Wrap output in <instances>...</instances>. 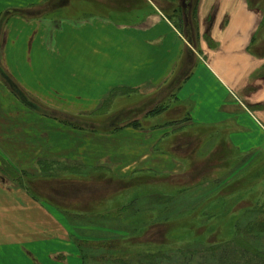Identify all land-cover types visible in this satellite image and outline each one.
<instances>
[{
	"label": "crops",
	"instance_id": "crops-1",
	"mask_svg": "<svg viewBox=\"0 0 264 264\" xmlns=\"http://www.w3.org/2000/svg\"><path fill=\"white\" fill-rule=\"evenodd\" d=\"M66 1L48 11L45 0H0V166L21 181L0 168V264H85L70 221L123 198L116 181L181 173L169 140L189 127L221 128L244 164L264 157V0ZM174 2L183 13L167 15ZM64 8L77 14L48 16ZM189 68L172 97L185 127L83 122L109 94L166 96ZM59 165L68 170L44 172Z\"/></svg>",
	"mask_w": 264,
	"mask_h": 264
},
{
	"label": "rangeland",
	"instance_id": "rangeland-1",
	"mask_svg": "<svg viewBox=\"0 0 264 264\" xmlns=\"http://www.w3.org/2000/svg\"><path fill=\"white\" fill-rule=\"evenodd\" d=\"M174 3L165 9L164 12L167 15L177 9H179L178 14L183 13L184 10L179 8L180 3ZM65 6L67 5L65 4ZM69 11L68 13V9L64 8L60 12L47 13L48 16L54 17H69L73 13L77 14V11ZM178 19V16H172V21L177 26ZM188 71L191 72L192 69L189 68ZM3 72L0 68V76L4 75ZM3 81L6 82L7 79L3 78ZM6 86L8 85L6 84ZM113 98V95L109 94V98L103 100L99 109L94 111L95 114L83 122H90L97 128L110 131L114 125L124 126L135 121V106L139 105V119L135 124L137 127L135 129L157 123L167 126L168 122H173V128L186 126L187 115H175L176 112L173 110L177 107V103L173 98H169L168 101L160 95L155 100H150V102H154L153 105L131 98L122 100ZM156 100L157 103L161 102L166 109L159 114H149L153 110ZM194 128L189 127L186 130L191 132ZM224 140L222 135L219 142ZM219 142L213 155L206 162L196 164L192 168H189L191 164L181 163L183 171L179 174L144 172L145 174L129 179L128 182L131 184L140 185L142 191L140 193L134 188V191L131 192L126 190L122 200L120 198L115 200L117 208L120 203L130 200L140 193L137 196V201L134 202L133 210H131L133 215L126 220L97 216L79 217L74 221L71 220L70 222H75L81 227L75 233V241L85 264H264V229L253 227L257 217L264 214V157L257 162L249 163L250 165L244 164L242 158L234 161L235 158H229L232 155L231 149L226 145L219 146ZM225 157L229 158L231 165L227 169H222L225 165L221 160ZM218 163L219 166L221 165L219 170L212 172L205 179L198 180L197 185L187 186L182 189L183 191L181 190L182 192L178 191L180 193L177 190L172 192L171 189L179 184L196 182V176L201 173L200 169L208 171L211 169L209 165ZM0 168L8 178H14L13 180L18 181L17 184L21 185L19 177L13 175V170L10 167L2 165ZM48 168L50 171L64 170V168H55V166ZM258 168L263 170L261 171L263 174L260 177H255L254 173ZM164 175H171L174 178L172 181L166 180ZM215 180L217 183L214 182ZM169 194H174L176 197L171 203L164 205L166 202L162 201L167 199ZM214 195L217 196V200L213 199L208 203L206 200ZM219 197H225L227 200L230 197L227 210L222 216L213 218L207 213H197L196 215L202 217L203 220L194 228L192 236L186 233L188 231L178 235H162L166 230L164 226H157L144 236L134 234L136 222L139 220L138 214L141 211L158 210V221H162L164 218L176 221L175 218L179 215L194 210H208L211 206L217 208L215 203L219 201ZM104 207L112 209L107 205ZM164 209H167L166 213L161 212ZM83 227L87 228L83 229ZM133 236L135 238H131ZM89 238H102L103 241H86Z\"/></svg>",
	"mask_w": 264,
	"mask_h": 264
},
{
	"label": "trees",
	"instance_id": "trees-1",
	"mask_svg": "<svg viewBox=\"0 0 264 264\" xmlns=\"http://www.w3.org/2000/svg\"><path fill=\"white\" fill-rule=\"evenodd\" d=\"M56 1H57V3H55ZM65 4H67L66 0H45V3L43 4L44 6L43 5L42 6L46 10L50 11L52 9L49 10L48 8L51 6L52 7L55 6L56 8H58L59 6H62V7L65 6ZM46 10H44V12H46ZM188 21H189V18L187 17V23H188ZM190 73L191 72H189V71L184 72V73L180 74L178 80H177V78L173 79L172 82L169 83L168 86L166 87V91L168 92L166 96H164V94H163L164 92H161V93L156 94L153 98H150V100L161 95V96L165 97L164 99L169 101L170 100L169 98L174 97L176 90H178V88L181 86L182 82H184V80H186V78H188ZM5 79H7V78H5ZM5 83L8 86H11L10 80L7 79V81ZM118 94L123 95L124 93L120 91L118 93H115L114 95H118ZM150 100L149 99L147 100L148 104L153 105L154 102H150ZM166 100H165V102H166ZM165 102H163V103H165ZM165 109H166V107H164L163 104H161V102L157 103V100H156V104L154 105L153 110H151L149 112V114H159V113H162ZM138 112H140V111L138 110ZM138 119L139 118H138V114H137V115H135V121H132L130 123L125 124L124 127H128V126L135 127V124L138 123V121H137ZM186 121L187 122L189 121V119L187 117H186ZM167 124H170L172 126L173 122H168ZM93 125H94L93 127L95 128V130H99V131L104 130L103 128H97L95 126V124H93ZM158 125H160V124L157 123V124H154L153 126H158ZM162 126L163 125L158 126V127H162ZM135 128H137V127H135ZM101 132H103V131H101ZM215 134L217 135V138L219 140H220L222 135L225 137L224 131L221 128L217 129L216 127H195L191 132L184 130V131L180 132L179 134H176V135L174 134L170 137L168 150H171V152H175V153L180 152L181 154L179 156H177V158L181 157V161L185 164H191L189 166V168L190 167L192 168V166L194 167V165H196V164L206 162L207 159H209L213 155L216 147L208 155H203L201 152V148L203 146V143H205L208 139H211ZM225 141L226 140L219 142V146H221V147L225 146V145L228 146L229 149H231V151H232V155L229 158L230 159L235 158L234 161H237L236 159L240 160L241 155L237 152V150H235L234 148L227 145V143ZM229 158L225 157L223 160H221V161H223V165H225V167L222 169H227L230 167L231 163L229 162ZM3 166H7V165L5 163H3ZM209 166L211 169L208 171H203V169H200L201 173L196 176L197 177L196 182L179 184L178 186L174 187V189L176 188L175 190L171 189V190H173L172 192H175L176 190H177V192L178 191L182 192L183 191L182 189L187 187V186H190V185L194 186L195 184L197 185L198 180L205 179V177L210 176V174H212V172H214V171L217 172L219 170V168L221 167V165L219 166V163L216 165L211 164ZM59 167H60V165H59ZM61 168H64L63 171L68 170V168L65 166L61 167ZM261 171H263V170L258 168L254 173L255 177H260L263 174V172H261ZM44 172L49 173V168H45ZM146 173H149V172H146ZM142 174H145V173L139 172L138 175L135 174V177L142 175ZM132 178H134V177H132ZM164 178H166V180L172 181L174 177L171 175L170 176L164 175ZM128 181L129 180L116 181L115 183L112 184V187L117 188V190L123 189L122 191L129 190L130 192L134 191V189H135V190H139L141 193L142 188L140 185H137L135 183L131 184ZM19 182H21L20 179H19ZM24 182H25V184H28L27 187L30 190L31 184H33L35 181L27 180ZM214 182L217 183L216 180ZM14 183H16L15 186H19L17 184L18 181H14ZM180 192H178V193H180ZM140 193H137V196ZM137 196L132 197L130 200H125L123 203H120L117 208L115 206L116 202H114L112 204V206H109L112 209H104L103 208V210H97V211L94 210L92 212L81 213V214L75 215V218L89 217V216L96 217L97 216V217H102V218H119V219H123V220L125 219L126 220L128 217L133 215L131 210H133L134 202H136L138 199ZM167 196H168L167 199L162 201V202H164V201L166 202L164 205L171 203L174 200V198L176 197L174 194H169ZM219 198H218L219 201H217L215 203L217 208L213 207V206H211L208 210H203V209L197 208V209H200L201 211L200 210H194V211L188 212L189 214L187 213V214L179 215L177 218H175L176 221H173L174 219H167V218H164L162 221H158L157 220V215L159 216L158 210H156V211H153V210L141 211L138 214L139 220L136 222L137 223L135 225L136 232L134 234L135 235L137 234V236H144L145 234H149L151 232V230L156 228L157 226L158 227L164 226L166 228V230H165V232L162 233V235L163 234H167L168 236L174 235V234L178 235L179 233H185V231H188L186 233H188V235L192 236V232L195 230L194 228H196L197 225L199 224V222L201 220H203L202 217H201L202 218L201 219L200 217H198L196 215L197 213L198 214L199 213L200 214L201 213H207V214H209L210 217L213 218V217L222 216L224 214V212L227 210L230 197L228 198V200L225 197L224 198L219 197ZM122 199L123 198H120V200H122ZM213 199L217 200V196L214 195L212 198H209L206 201L208 203H210L213 201ZM206 201H204V202L206 203ZM161 212L166 213L167 209H164ZM253 227H258V228L264 229V214L257 217L256 221H254Z\"/></svg>",
	"mask_w": 264,
	"mask_h": 264
}]
</instances>
